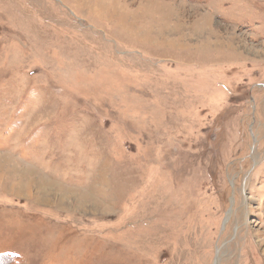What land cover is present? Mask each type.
Segmentation results:
<instances>
[{
    "label": "rangeland",
    "instance_id": "1",
    "mask_svg": "<svg viewBox=\"0 0 264 264\" xmlns=\"http://www.w3.org/2000/svg\"><path fill=\"white\" fill-rule=\"evenodd\" d=\"M218 248L264 264V0H0V255Z\"/></svg>",
    "mask_w": 264,
    "mask_h": 264
},
{
    "label": "trees",
    "instance_id": "2",
    "mask_svg": "<svg viewBox=\"0 0 264 264\" xmlns=\"http://www.w3.org/2000/svg\"><path fill=\"white\" fill-rule=\"evenodd\" d=\"M11 258L6 255H0V264H10Z\"/></svg>",
    "mask_w": 264,
    "mask_h": 264
},
{
    "label": "bare ground",
    "instance_id": "3",
    "mask_svg": "<svg viewBox=\"0 0 264 264\" xmlns=\"http://www.w3.org/2000/svg\"><path fill=\"white\" fill-rule=\"evenodd\" d=\"M246 216V215H245ZM232 240V239H231ZM225 246V245H224ZM220 248H218L217 249V255H216V260H215V264H217L218 263V261H219V258L221 257V253H220V250H219ZM223 252V251H222Z\"/></svg>",
    "mask_w": 264,
    "mask_h": 264
}]
</instances>
